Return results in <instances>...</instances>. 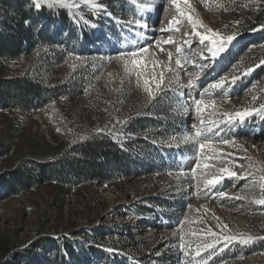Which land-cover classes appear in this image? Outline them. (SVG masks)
<instances>
[{
    "label": "rangeland",
    "instance_id": "obj_1",
    "mask_svg": "<svg viewBox=\"0 0 264 264\" xmlns=\"http://www.w3.org/2000/svg\"><path fill=\"white\" fill-rule=\"evenodd\" d=\"M76 2L79 6L72 9L45 6L48 13H65L66 22L52 16L54 47L45 44L21 62L27 64L23 71L42 80L45 87L75 84L81 85V92L47 104L45 111L33 116L0 107V146L13 144L11 153L0 155V241L7 240L12 248L0 264H201L204 260L207 264H264V206L255 204L261 198L258 177L264 176V171L258 170L264 168V115L257 112L243 123L233 124L224 122L222 116L264 104V64L260 63L264 60V28L252 32L240 29L246 19L264 11V0H208L207 4L190 0L191 9L182 4L207 28L238 33L216 57L207 50V42L187 50L180 35H190L192 26L169 0L159 6L157 21L144 16L152 9V0H98L104 6L98 12L84 0ZM145 7L149 10L144 11ZM31 17L44 24L39 10ZM141 17L147 29H161L164 24L172 30L155 32L129 25ZM166 17L169 22L164 21ZM167 38L174 43H159ZM132 42L148 45L153 59L173 68L180 59L182 66L175 72L179 85L184 86L174 80L170 88L149 101L135 79L124 75L123 62L117 58L120 50H131ZM1 66L8 76L20 73V61ZM250 66L254 70L245 75L244 69ZM226 75L239 78L223 89H211ZM189 80L194 82L191 87L186 86ZM201 93L216 105L196 113L195 100ZM132 117L140 118L129 136L136 139L131 147L136 158L133 166L139 173L126 174L106 186L81 183L72 191L55 182L8 190L11 171L30 154L32 145L44 142L43 138L63 131L76 136L113 121L118 140L124 142L128 128H133L125 122ZM202 120L219 122L220 134L212 137L214 142L234 139V146L217 143L222 153L231 154L230 165L200 155L194 143L170 140L174 134H194ZM197 163L200 168H195ZM225 166L238 176H252L225 178L215 187L205 188L204 181L211 176L204 174H216V169ZM218 192L243 199L220 197ZM191 230L197 235L192 236ZM212 233L219 241L200 256L185 257L178 247L180 236L194 247L197 242H211ZM241 235L256 239L247 244L224 239Z\"/></svg>",
    "mask_w": 264,
    "mask_h": 264
},
{
    "label": "trees",
    "instance_id": "obj_2",
    "mask_svg": "<svg viewBox=\"0 0 264 264\" xmlns=\"http://www.w3.org/2000/svg\"><path fill=\"white\" fill-rule=\"evenodd\" d=\"M0 2L3 8V18L0 20V107L33 116L37 111H45L47 104L56 103L72 93H80L81 85L57 84L45 87L42 80L23 71L27 64L21 62L26 54L38 53L37 50L45 44L54 47L55 43L51 42L53 27L49 21L53 16L66 22V14H51L42 6L39 11L45 21L40 24L41 20L31 17L35 12L31 0ZM261 25H264V11H258L254 17L246 19L240 29L252 32ZM36 58L40 60V57ZM12 61H20L17 69L20 73L13 77L8 76L1 66ZM139 120L132 117L125 124L133 126ZM115 128L114 122L110 121L80 135L71 136L63 131L51 134L49 139L43 138L44 142L38 141L32 145L30 154L22 157L11 171L12 182L8 190H27L38 184L55 182L66 191H72L81 183L97 182L106 186L126 174L139 173L133 166L136 158L131 147L136 139L129 138L132 135L130 131H136L134 126L128 128L124 142L118 140ZM138 141L144 142L143 138H138ZM12 150V143L2 144L0 155L11 153ZM11 249L7 240L0 241V263ZM69 253L72 255V252Z\"/></svg>",
    "mask_w": 264,
    "mask_h": 264
},
{
    "label": "snow or ice",
    "instance_id": "obj_3",
    "mask_svg": "<svg viewBox=\"0 0 264 264\" xmlns=\"http://www.w3.org/2000/svg\"><path fill=\"white\" fill-rule=\"evenodd\" d=\"M36 10H40L42 6H47L49 9L63 7L67 9H72L78 7V3L76 0H31ZM135 2V0H133ZM171 2L175 5L176 10L179 12L180 17L186 18L188 22L191 24L193 32L190 34L195 38L199 39L201 44H205L207 42V50L211 52L213 57H216L218 54L223 53L237 38L238 33L236 31H232L230 34L222 33L219 30H212L203 25L202 21L195 16H193L190 12H186L184 7L191 9L192 5L190 0H171ZM205 4L208 3V0H202ZM219 2V0H217ZM84 4L89 6L93 12L103 11L104 6L98 2V0H84ZM182 4L184 7H182ZM224 7L223 4L220 5ZM143 7V6H141ZM149 10L148 8H144V11ZM177 23L179 21H176ZM25 23H29L25 21ZM129 25L133 26L135 29H145L147 28V24L142 22L141 19H136L134 21H129ZM173 21H170V24ZM239 25V21L236 22ZM95 27V25H92ZM264 28V25L260 26ZM227 28V26H226ZM202 29V30H201ZM172 29H161V31H167ZM178 30V29H176ZM139 34V33H134ZM166 43H174V41L169 38ZM185 43L191 47V40H186ZM129 48L131 50H120L118 52L117 58L123 62V73L129 78H134L137 85L142 87L143 91L147 94L149 101L154 100L158 92L165 91L167 88H170L173 81L179 85V79L175 72V68H180L182 66V62L180 59H177L175 62V68L171 66V64H164L156 59L152 58V54L149 52V46H139L137 43L132 42L129 44ZM261 64H264V60L260 61ZM259 64L256 65L258 67ZM74 67V66H73ZM254 70V67H247L244 69V74L247 75ZM171 73V75H168ZM167 76V81H166ZM239 77L233 75L231 77L224 76L221 77L219 81L212 84L211 89H223L226 84H234ZM193 81L189 80L187 87H191L193 85ZM166 87H162L165 86ZM184 86V85H179ZM207 90H205L206 92ZM226 95V93H225ZM204 93H201V98L195 100L194 110L196 113H201L203 110L208 107H215L216 101H206L204 98ZM255 99V98H254ZM259 112L261 115H264V104H260L258 108L256 107H243L240 110H236L233 113H223V120L228 124H233L234 122L243 123L246 118L253 116ZM120 123V121H117ZM219 122L215 120L201 121V127L196 128L194 134L183 132L181 134H174L170 137L171 141H177L181 144H189L194 143L200 155L206 156L207 159L219 160L221 163H225L226 165L231 164L230 156L231 154L222 153V151L217 147V143H222L223 145H233L234 139H224L222 141L214 142L212 137L219 136ZM59 131V129H58ZM102 131V130H99ZM246 159V158H245ZM201 165L197 163L195 168H200ZM205 169L209 167L207 163L203 165ZM235 167H239L235 165ZM250 167L252 165L250 164ZM259 171H264V168L258 169ZM181 174L183 171L181 170ZM205 176L210 175L211 178H206L204 181L205 188L209 186L215 187L217 184H220L225 178L227 179H247L248 176H252V173H249L248 176H238L236 171L232 170V167L225 166L223 168L216 169V174L205 173ZM258 181L260 184L261 198L255 200L256 205L264 206V176L258 177ZM257 182V178L253 176L252 184L255 185ZM216 195L220 197H226L229 199H243L240 195H229L226 192H218ZM223 228H227L226 225L222 226ZM207 231L211 232V229H207ZM180 232H184L183 226L181 225ZM189 233H185L187 235ZM190 234L192 236H196L197 232L195 230H191ZM174 235H176L174 233ZM213 240L211 242L203 241L195 243L193 247V242L185 240L183 236H180V243L178 247L182 251L185 257L190 255L200 256L202 251H207L209 249H214L216 243L219 241L220 237L217 236L216 233H212ZM225 240L234 241L238 240L241 243H250L254 242L255 237L251 236H231L224 237ZM264 239V237H261ZM108 251H114L113 249H108ZM201 264H207V261L204 260Z\"/></svg>",
    "mask_w": 264,
    "mask_h": 264
},
{
    "label": "bare ground",
    "instance_id": "obj_4",
    "mask_svg": "<svg viewBox=\"0 0 264 264\" xmlns=\"http://www.w3.org/2000/svg\"><path fill=\"white\" fill-rule=\"evenodd\" d=\"M165 0H152L151 4H152V9H150V11L148 13H145L144 16L148 19H151V21H157V19L159 20V18H155V15H157V12L159 11V6H161V4L164 2ZM168 1V0H167ZM171 1V0H169ZM164 21L169 22V19L166 17ZM147 24V23H146ZM172 27L170 25H162L161 29H171ZM147 29V28H146ZM152 31L158 32L160 30V32H169L171 30H167V31H161V29L158 28H151ZM151 29H147V30H151ZM171 33V32H170ZM167 37V36H166ZM165 37V38H166ZM181 38H184V40H191V47H189L187 44V50L190 51L196 44L199 43V40H195L194 36L191 35H187V34H183L180 35ZM173 38V37H172ZM168 40V38H167ZM159 43L163 44L166 43V41H160ZM155 47V46H154ZM156 50V49H155ZM204 61V60H203ZM200 62V61H199Z\"/></svg>",
    "mask_w": 264,
    "mask_h": 264
}]
</instances>
